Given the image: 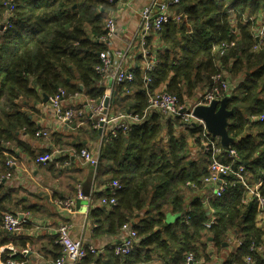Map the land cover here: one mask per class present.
I'll use <instances>...</instances> for the list:
<instances>
[{"label":"trees","instance_id":"obj_1","mask_svg":"<svg viewBox=\"0 0 264 264\" xmlns=\"http://www.w3.org/2000/svg\"><path fill=\"white\" fill-rule=\"evenodd\" d=\"M111 3L0 0V176L10 169L5 159L16 158V151L37 157L19 138L23 132L34 136L39 130L33 115L43 95L52 96L62 88L68 95L79 93L95 103L103 97L105 85L97 67L101 65L100 53L109 51L103 38ZM169 7L180 17H170L147 37L148 45L153 38L158 43L151 47L158 63L147 73L151 79L147 88L150 93L174 94L186 106L198 91L212 86L213 75L225 73L235 84L227 101V108L233 110L227 127L234 139L229 148L239 157L233 166L244 164L248 183L252 186L260 180L259 191L264 195V120L250 119L264 114V37H254L264 22V0H178ZM221 44L228 45L222 54ZM132 73V81L114 85L110 114H141L146 108L142 66L138 64ZM28 100L34 103L32 111L26 106ZM83 106V102L76 105ZM86 117L75 118L67 130L99 140L94 116L88 112ZM83 123L87 127L81 133ZM212 138L220 144L218 138ZM205 140L197 122L163 118L157 112L128 134L104 136L96 176L104 191L92 195L93 234L116 235L123 223L137 220L133 227L138 243L127 255H115L108 245L104 252L88 253L75 264H185L190 253L204 263L210 260L208 245L220 249L230 232L236 234L239 244L222 264H245L247 256L264 264L263 231L255 224L256 208L246 202L251 197L236 179L227 177L230 185L222 196L209 195L207 206L203 204L201 192L210 164L209 151L201 147ZM5 142L13 146L7 147ZM189 143L198 148V156L192 157ZM85 147L76 140L69 149L78 153ZM63 152L57 160L61 164L69 157ZM223 158L229 159L225 152ZM112 181L120 184L115 191L116 204L103 205L100 198L110 194ZM7 182H0V247L12 243L20 249L26 240L2 228L3 216L32 211L33 207L24 204ZM168 209L178 214L174 222L166 221ZM212 216L213 222L206 227ZM49 243L54 260L61 248L56 236ZM12 257L25 260L18 253Z\"/></svg>","mask_w":264,"mask_h":264},{"label":"built area","instance_id":"obj_2","mask_svg":"<svg viewBox=\"0 0 264 264\" xmlns=\"http://www.w3.org/2000/svg\"><path fill=\"white\" fill-rule=\"evenodd\" d=\"M108 2H119L121 5H125L123 0H106ZM178 0H151L144 5L139 12V27L137 30L138 46L136 51L133 52V57H140L143 61V82L147 93V106L141 114H135L131 112H118L109 114V105L105 107L104 98L111 97L108 93L104 92L103 97L98 103L94 100L84 99L81 94L74 93L68 95L62 88L52 95L47 97L48 109L52 112L55 120L58 122L60 128L69 126L75 118L87 119L86 113L90 115H97L98 119L93 121V127L99 128L102 124V135L104 136H116L118 134H128L133 127L147 119L153 112H157L163 118L179 117L184 122L198 123L202 127V136L206 138L202 142V149L209 151L210 164L208 167L209 174L204 178L205 189L210 191L209 195L221 197L227 187L230 185V181L227 177H232L237 180L248 192L251 197L252 203H254L257 218L264 221V195L259 191L261 181L253 183L251 186L248 183V175L244 164L234 163L239 161V157L236 151L232 148H224L221 144H218L213 139L211 134L208 133L204 123L200 119H196L192 116L193 108L198 104L208 105L213 100H221L224 97H230L235 84L224 73H217L212 76L213 84L210 88L206 89L193 103L186 106L180 104L176 95L168 92H156L150 93L148 87L151 82L150 77L147 75L154 66L158 63V59L151 51L150 46L147 43L148 35L153 31H158L161 25L166 22L170 17L178 19L179 15H174L171 12L169 5L176 4ZM106 34L103 39H110L116 32L115 18L109 16L105 23ZM254 37L257 40H261L264 37V22L260 24L254 33ZM220 54L224 52V49L228 47L227 44L220 45ZM134 48L130 47V50ZM129 50V47L128 49ZM132 57V55H131ZM119 58L121 53L118 51L111 52L105 51L100 53L101 65L97 67V70L102 72V80L106 79L108 83L119 84L124 81H132L134 78L132 71L125 69L121 66ZM83 102V107H76L77 103ZM92 103V104H91ZM104 111H106L104 113ZM91 118V117H89ZM251 121L264 120V114L252 115ZM48 132L45 130H37L35 135H46ZM212 137H211V136ZM217 138V137H216ZM226 153L228 160L223 158V153ZM62 155L60 149H51L50 152L37 155L35 161L37 163H47L59 161L58 158ZM85 164L90 166H96L98 164V155L94 154L87 148H82L77 153ZM17 164V160L13 156H7L5 159V165L10 168L4 174L0 176L1 181H11L13 178V170ZM67 162H63V166L67 165ZM110 194L103 195L100 198V203L103 205L111 206L116 204L115 191L120 187L118 181H112L110 184ZM209 195L204 198L203 204H206ZM87 201L86 208L92 206V195L89 193L85 195L81 189V185H77L76 193L71 198H58L55 200V204L60 208L70 209L76 205V202ZM213 216L205 223L206 227L213 222ZM27 219L24 216L20 219L18 214L7 212L3 216L2 228L9 233H18L21 227ZM134 223L125 222L121 225L123 234L119 240L109 247L115 255H127L129 254L135 245L138 243V237L136 230L134 229ZM56 243L61 248V254L58 256L53 264H75L78 260L85 257L88 253L100 254L104 252V248H98L95 246L84 245L80 239H73L70 235L69 225H60L56 232ZM251 250L254 247H250ZM19 254L21 257H26L28 249H18L13 244L7 243L0 247V264H24L25 260H18L12 256ZM5 255V256H4ZM4 256V257H3ZM261 259L264 260V254H261ZM185 264H203L200 259L195 258L193 254H188L185 258ZM245 264H256L255 259L251 256L245 258Z\"/></svg>","mask_w":264,"mask_h":264},{"label":"crops","instance_id":"obj_3","mask_svg":"<svg viewBox=\"0 0 264 264\" xmlns=\"http://www.w3.org/2000/svg\"><path fill=\"white\" fill-rule=\"evenodd\" d=\"M123 1L126 2L125 5L114 1L108 7L107 16L115 18L116 32L107 40V47L111 52L118 51L121 53V58H119L121 66L132 71L138 64L142 66L143 63L141 58L133 57V52L136 51L138 46L136 34L139 27V12L151 0ZM149 44L151 48L157 46L158 43L153 38ZM133 46L134 48L130 50V47ZM128 47L129 50H127ZM104 85L105 93L111 95L115 84L108 83L105 79ZM202 93L203 91H198L196 93L198 96L194 97V99L196 100ZM195 100L189 102V104ZM36 109L37 113L33 115V119L40 130H45L48 133L40 136L35 134L34 136H28L23 132L19 139L28 145L29 150L33 151L36 156L51 149L57 148L61 150L66 147L64 152L63 150L61 151L69 154V157L64 160L68 164L63 166L61 162L37 163L35 158L29 157L24 152L16 151V148L14 151L18 155L16 157L17 164L13 170L14 176L7 184L18 191V193H21L24 204L33 207L32 211L18 212V214H22L27 219V222L22 225L21 230L16 234L26 240L25 247L20 248L28 249L24 264H53L55 259H52V254L54 251L49 242L53 236H56L55 232L62 224L69 225L70 235L73 239H80L84 245L98 248H105L117 242L121 238L123 231L120 228L116 235H94V219L90 215V210L94 203H92L91 208H86L87 201L78 200L76 205L70 209L60 208L55 204V200L58 198L74 197L77 185H81V189L86 193H91V195L104 191V185L97 184L98 164L95 166L96 168H92L90 165L85 164L74 150L69 149L76 140H81L87 146L85 148L97 154L99 158L101 137L99 140H91L88 134L82 136L67 130L69 126L60 128L54 115L48 109L47 102L42 101L37 104ZM108 113L110 114V110H108ZM178 131L179 129H177ZM77 135H79V138H77ZM99 135L101 136L102 134L99 133ZM61 138L62 140L60 141ZM59 143L64 144V147L60 148ZM189 144L192 157L198 156V148L192 143ZM4 145L7 147L13 146L9 142H5ZM62 167H65V169ZM201 193L202 197L205 198L210 191L204 188ZM195 194L200 193L196 192ZM246 202H249V205H254L251 199L249 200V196ZM207 203L204 205L207 206ZM209 211H213L210 206ZM165 218L168 223L174 222L178 218V214L168 209L165 211ZM136 221L132 220L130 223L135 224ZM255 224L259 229H264V221L257 218V212L255 214ZM235 235L234 232H230L227 237L229 241L234 243V249L239 244ZM221 247L226 252L229 249L224 243ZM16 248L19 249V247ZM209 256L211 264H222L224 260L222 255H216L214 249L210 250ZM201 261L203 263V260ZM203 264H206V262Z\"/></svg>","mask_w":264,"mask_h":264},{"label":"water","instance_id":"obj_4","mask_svg":"<svg viewBox=\"0 0 264 264\" xmlns=\"http://www.w3.org/2000/svg\"><path fill=\"white\" fill-rule=\"evenodd\" d=\"M2 28L3 25L1 26V29ZM43 96V101L46 102L47 96ZM109 100V97L104 98L105 107L108 106ZM227 101L228 97H224L221 100H213L208 105L198 104L192 110V116L196 119H200L204 123L208 133L217 137L224 148H228L234 140L229 136L227 131L229 124L228 120L233 114V110L227 108ZM105 112L106 111H104V113ZM98 132L100 134L102 133V124H100V127L98 128ZM91 167L96 168L95 166ZM83 193L85 195L89 194L84 191ZM18 216L20 219L23 217L22 214H18Z\"/></svg>","mask_w":264,"mask_h":264},{"label":"rangeland","instance_id":"obj_5","mask_svg":"<svg viewBox=\"0 0 264 264\" xmlns=\"http://www.w3.org/2000/svg\"><path fill=\"white\" fill-rule=\"evenodd\" d=\"M225 74V73H224ZM198 95H195V97H197ZM193 100H195L194 98L193 99H190V101L189 102H192ZM33 104L34 103H32V100H28V104L26 105L27 106V108H29V110L26 108V107H24V109L25 110H28V111H30L31 110V107L33 106ZM92 104V103H91ZM0 105H1V103H0ZM33 110V109H32ZM31 110V111H32ZM98 119V117H97V115L95 114L94 115V117H93V121H95V120H97ZM84 122H85V120H84ZM83 126V129L82 130H80V132L81 133H83V130L84 129H86V123L84 124H82ZM180 130V129H179ZM64 147V146H63ZM64 148H66V147H64ZM19 194H21V193H19ZM263 232H264V229L262 230ZM226 246H227V249H228V251L226 252L225 250H223V248L222 247H220V249L219 248H213L210 244H209V247H208V250H211V249H214V251H215V253H216V255H222V257L224 258V259H226L227 258V255L229 254V253H231L233 250H234V243L232 242V241H229V238H226L225 239V242H223ZM263 245H264V243H263ZM206 264H211V261L209 260V261H206Z\"/></svg>","mask_w":264,"mask_h":264}]
</instances>
